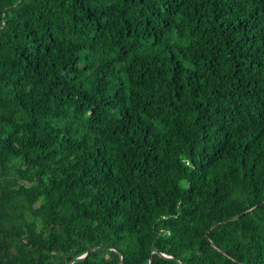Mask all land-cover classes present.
Masks as SVG:
<instances>
[{
  "label": "trees",
  "instance_id": "1",
  "mask_svg": "<svg viewBox=\"0 0 264 264\" xmlns=\"http://www.w3.org/2000/svg\"><path fill=\"white\" fill-rule=\"evenodd\" d=\"M149 258L264 264V0H0V264Z\"/></svg>",
  "mask_w": 264,
  "mask_h": 264
},
{
  "label": "water",
  "instance_id": "2",
  "mask_svg": "<svg viewBox=\"0 0 264 264\" xmlns=\"http://www.w3.org/2000/svg\"><path fill=\"white\" fill-rule=\"evenodd\" d=\"M237 215H238V214L232 215V216H230L229 218H234V217H236ZM223 221H224V220H222V221H220V222H223ZM218 223H219V222H216V223H214L213 225L218 224ZM151 251H155V249H152ZM85 254H86V252H83V253L80 254L79 256L74 257V259H80V258L84 257ZM161 254H163V253H161ZM163 255H165V254H163ZM149 262H150V258L148 259L147 264H149ZM69 263H70V261H69L67 264H69ZM121 264H123L122 259H121Z\"/></svg>",
  "mask_w": 264,
  "mask_h": 264
}]
</instances>
